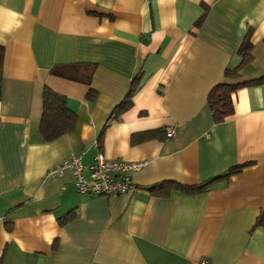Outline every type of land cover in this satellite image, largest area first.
I'll use <instances>...</instances> for the list:
<instances>
[{
  "label": "crops",
  "instance_id": "obj_1",
  "mask_svg": "<svg viewBox=\"0 0 264 264\" xmlns=\"http://www.w3.org/2000/svg\"><path fill=\"white\" fill-rule=\"evenodd\" d=\"M246 36L252 61L225 79ZM0 46V264H264V0H0ZM67 65L83 78L93 67L90 85L51 74ZM223 82L243 85L216 124L207 96ZM132 83L130 108L111 117ZM45 87L75 116L49 142ZM97 152L143 163L133 194L80 195L69 172L44 179ZM234 167L201 193L155 191Z\"/></svg>",
  "mask_w": 264,
  "mask_h": 264
},
{
  "label": "trees",
  "instance_id": "obj_2",
  "mask_svg": "<svg viewBox=\"0 0 264 264\" xmlns=\"http://www.w3.org/2000/svg\"><path fill=\"white\" fill-rule=\"evenodd\" d=\"M201 20L197 22L200 23ZM240 57V63L235 68L229 70H225L224 78L225 79H237L239 70L250 63L252 61V45L249 43L248 36L244 39L241 46L237 51ZM3 55L4 49L0 46V82L2 77V65H3ZM89 74L87 78H83L78 66L75 65H67V66H58L54 67L51 70V74L54 77L79 82L85 84L87 86L90 85L91 72L93 67L89 66ZM86 79V80H85ZM264 78H261L257 81H262ZM256 82V81H255ZM245 84V83H244ZM240 83L231 84V83H219L215 85L207 96V106L211 113L212 120L214 123H221L225 118L229 117L233 113L232 108V99L231 94L238 88ZM138 89V85L132 83L129 91L123 99L112 111L111 117L119 116L121 113L130 108L132 104V96ZM96 96V92L89 88L87 93V98L89 100L94 101ZM75 125V116L74 114L67 108L65 104L64 97L54 93L49 88L45 87L42 90V112L40 118V133L43 139L47 142L55 140L61 135L70 132ZM155 131H149L138 135H133L131 137V142L135 143L140 141L142 138L151 139L155 135ZM98 143H101V139H98ZM240 172L239 167H234L223 173L222 175L207 180L199 185L190 186V187H182L175 184H167L165 188L163 185H159L157 190L153 188L155 191L159 193H167L171 188H177L181 191L191 192V193H201L207 191L210 185L219 180L220 178H227L232 174H236ZM257 224L259 226H264V212H262L261 216L258 218Z\"/></svg>",
  "mask_w": 264,
  "mask_h": 264
},
{
  "label": "built area",
  "instance_id": "obj_3",
  "mask_svg": "<svg viewBox=\"0 0 264 264\" xmlns=\"http://www.w3.org/2000/svg\"><path fill=\"white\" fill-rule=\"evenodd\" d=\"M165 136L172 137L173 129L167 128ZM82 157L83 153H79L49 168L44 179L53 180L69 172L80 195L113 197L134 193L136 187L131 177L141 169L143 163L111 161L97 152L92 163L87 165Z\"/></svg>",
  "mask_w": 264,
  "mask_h": 264
}]
</instances>
